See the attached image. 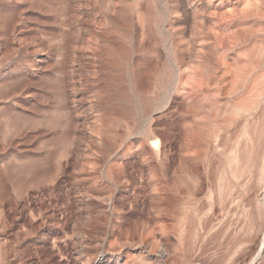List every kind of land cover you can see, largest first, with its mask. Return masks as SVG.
Listing matches in <instances>:
<instances>
[{"label": "rangeland", "instance_id": "374dc122", "mask_svg": "<svg viewBox=\"0 0 264 264\" xmlns=\"http://www.w3.org/2000/svg\"><path fill=\"white\" fill-rule=\"evenodd\" d=\"M34 1L38 7H35L31 22L33 33L35 38L47 41L52 58L47 79L45 76L33 85L36 93L30 108L19 109L23 116H11L0 101V264H81L75 259L73 247L77 232L83 245L88 246L96 258L111 254L122 255L123 258L131 255V264H249L253 258V264H264V247L258 254L264 236V17L257 18V30L252 31L242 45L243 50H247L245 53L259 63L254 98L249 96L247 100L242 90L236 95L226 88L219 93L210 90L206 96L192 97L191 101L194 99L193 102L197 103L190 101L191 106L184 110L178 102L179 97L173 92V83L180 73L168 56L171 38L166 29L170 16L167 2L142 0L150 12L151 23L158 21L154 32L157 38L159 35L163 52V83L157 101L150 106V112H145L132 92V61L127 63L129 66L124 65L125 74L114 81L103 78L93 86L94 89L87 84L90 91L83 85L87 88L84 96H80L75 103L65 105L56 82L61 74L55 65L61 58V52L56 49L63 44L73 45L71 34L65 30L67 28L58 14V0ZM191 24V21L187 22L186 28L189 29ZM151 53L149 60L153 65ZM232 58L230 61L235 68L243 62L238 61L240 58ZM169 70L173 72L174 79L168 81ZM156 73L157 67L150 66L149 85ZM185 74L189 73L185 72L183 76ZM104 79L108 81L106 84ZM68 80L71 81V78ZM116 84L119 86L117 89ZM190 85L185 88L186 94L190 92ZM122 96L126 97V101L121 100ZM242 96L245 98L242 99ZM145 97L150 99L148 93ZM88 98L98 104L88 111L86 126H93L91 114L102 115L106 140L111 147L110 150L108 146L105 148L109 162L113 159V150L122 152L126 144H131V153L125 156V160L127 173L134 177H138L137 170L142 167L134 155L136 147L146 139L143 130L149 120L158 118L160 142L164 147L158 174L160 180L163 178L160 184L162 200L155 202L148 187L129 192L117 190L105 177L107 162L100 168L99 198L95 200L91 213L98 219L97 222L84 226L87 215L86 207L82 205L76 216L77 226L74 227L76 180L72 161L78 148L76 140L87 143L89 138L77 128L81 116L76 110H72L73 120L69 125L65 119L69 107H84ZM250 98L259 101L258 104L251 105L253 100ZM122 105L128 108L124 110ZM58 159L68 161L59 170L54 169ZM48 170H58L55 182L51 177H45ZM40 177V182H34ZM23 184L25 187H22ZM77 184L96 186L94 180ZM109 194L112 198L105 202L103 199ZM61 208L66 211L63 217L60 215ZM51 210L55 218H61L60 225H55L45 216L46 211ZM151 230L163 234L166 249L168 247L167 255H172L164 263L145 257L148 248L140 241L142 238L150 240Z\"/></svg>", "mask_w": 264, "mask_h": 264}, {"label": "bare ground", "instance_id": "6f19581e", "mask_svg": "<svg viewBox=\"0 0 264 264\" xmlns=\"http://www.w3.org/2000/svg\"><path fill=\"white\" fill-rule=\"evenodd\" d=\"M33 1L0 0V101L5 104V108L8 109L11 113L10 115L13 117L23 116V114L20 115L21 111L19 109L22 110L25 106L30 108L29 106L33 103V98L36 93L33 90V85L36 84L38 80H42L45 76L47 79V74L49 72L47 69H49V62L52 58L48 50V45L46 44L47 41L41 38L37 39L35 38L36 35L34 36L35 32L31 22L36 6L35 1ZM58 1L59 7L55 9L58 10L59 16L62 17V24L67 28L65 30H67V33L71 34V44H73H63L56 49L61 52L60 60L56 61V64H54L57 66L56 68L59 69H57V71L61 73L59 80L56 82H58V90L64 101L63 103L65 105H68L69 102L75 103L77 99L81 98L80 96H84V90L88 88L86 86L87 84L88 86L90 85V88H93V86L103 78L112 79L114 81L117 77L125 74L123 73L124 69L126 70L124 65L132 61L133 68L130 72L132 92L139 99L142 109L145 112L149 111L150 106L157 101L161 88L160 85L163 83L161 82V60L163 58V52H161L160 49V44L162 45V43H160V39L158 40L159 35L157 38L154 32V29L158 26V21L154 24H152L153 22L151 23L149 17L150 12L146 8V4L142 0ZM166 2L170 12L166 29L171 38L168 56L170 60L178 66L180 73L175 83L172 82L173 92L179 97L178 102L182 104L184 108L189 107L192 97L199 95L206 96L209 94L210 90H216L219 93L225 88L231 94H238L237 92L242 90V94L248 97V100L249 96L254 94V83L258 80L256 71L259 63L253 61V58L251 59V57H249L250 54L247 55L245 53L247 50H243L242 45L244 40H247L246 38L249 39L251 32L257 30L259 26L257 18L264 17V0H166ZM40 5H42V3H40ZM44 5H46V3ZM189 21H191L192 24L189 26V29H187V22ZM179 24L182 25L179 26ZM66 36H68V34ZM256 46L258 45H255V47ZM149 53L153 54V65H151L152 62H150L151 59L149 60ZM231 57H234L232 59L240 58L241 60L238 61L243 62L235 68L230 61ZM154 65L157 67V73L155 74L153 83L149 85L148 76H151L148 75L149 67H154ZM53 67L55 70V66ZM170 70L168 72V81L173 78V72ZM185 72L189 74L186 75V73V76H183ZM68 78H71V81H69ZM107 82H105V84ZM189 84H191L189 86L190 92L186 94L185 88ZM83 85L87 88L85 89ZM117 88H119V86L116 84L115 89ZM99 89H102V87H99ZM88 91H90V89ZM37 93L39 94V92ZM145 93L149 94L150 99H146ZM258 93L257 91V94ZM210 94L212 95V92ZM107 96L108 95L104 97ZM215 97H217V94ZM245 97L242 96V99ZM38 99L39 98H37V100ZM121 100L126 101V97L122 96ZM251 100H253V104L251 105H254L256 101L254 99ZM193 101H191V103H197ZM258 102L256 103L258 104ZM96 104H98L97 101L89 99L84 107L79 109L69 107L66 113L67 119H65V122L67 125L73 120L71 117L72 110H76L77 114H80L81 120L77 122L79 125L77 128H79L83 134L86 133L89 138L87 143L76 140V146H78V148L76 149L75 157L72 161L75 171L73 177L76 180V192H74V203L76 207L73 222L74 227L77 226L76 220L78 217L76 216L79 214L82 205L86 207L87 215V217H85L86 221L84 222V226H90L97 222L98 219L92 217L93 215L91 216V213L93 208H95V200L99 198L98 186L101 183L99 179L100 168L107 164V162L108 167L105 172V177L109 183L116 186L117 190L125 189V191L129 192L135 189L148 187L151 198H153L155 202L162 200V186L160 187V184H162L161 180H163V178L160 180V175L158 174L162 166L164 147L160 142L161 132L159 123L157 122L158 118L152 117L149 120L143 130L146 139L139 142L136 147L137 150L134 155L135 158H137V163L142 167L139 170L136 169L137 172L139 171V174L138 177L135 176V178L131 173L128 174L126 171L127 161L125 160V156L131 153V144H126L124 147L122 146V152H117L116 149L113 150V159L109 162L107 154L105 153V148L108 146L107 148L110 150L111 147H109L106 140V128L103 124L102 115L98 113L91 114L90 118H92L91 121L93 126H86L87 118L90 113L88 111L94 108ZM162 107L164 108L165 106L163 105ZM122 108L125 110L128 107L122 105ZM184 110H186V108ZM27 118L28 117H26V119ZM109 121L108 124L111 123L110 119ZM106 123L107 122H105V124ZM109 133L112 134L111 131ZM9 135L13 136L11 133ZM68 146L69 145H67L66 148H68ZM133 151H135V149ZM59 152H61V150ZM57 162L58 167H56V165L54 169H58L68 163L66 159H58ZM58 170L53 172L48 170L49 173L45 177H51L52 181L55 182L58 178ZM161 177H163L162 173ZM41 179L42 177L39 179L35 178L34 182H40ZM89 180H94V185L96 186H79L77 184ZM23 186L25 187V184H23L22 187ZM111 198L112 194H109L103 200L109 202ZM65 212V209H60V215L62 217ZM45 216L50 218L55 225H60L62 223L61 218H55L52 210L46 211ZM158 216L160 217V215ZM43 223L44 221L42 224ZM39 226H41V224H39ZM109 233L111 234V231H109ZM150 234V240H143L142 238L140 241L141 245L148 248L145 257H150L158 262L163 261V263L168 261L172 255H167L166 251L168 247L166 249L163 234H158L153 231L150 232ZM75 235V241L73 243L75 259L81 264H131L130 262L133 260H131L130 254V256H126L127 258H123L122 255L116 256L114 254L110 256L103 255L102 257L96 258L94 252H92L88 246L83 245L82 237L79 236L78 232ZM262 238L258 254L264 247V236ZM137 256L136 254V257ZM141 257H138L140 261ZM179 259H181V257ZM254 261L253 258L249 264H253ZM133 262L135 263V261Z\"/></svg>", "mask_w": 264, "mask_h": 264}]
</instances>
